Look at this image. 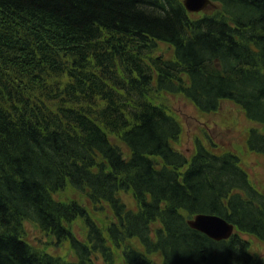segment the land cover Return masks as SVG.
Returning a JSON list of instances; mask_svg holds the SVG:
<instances>
[{
	"label": "trees",
	"instance_id": "16d2710c",
	"mask_svg": "<svg viewBox=\"0 0 264 264\" xmlns=\"http://www.w3.org/2000/svg\"><path fill=\"white\" fill-rule=\"evenodd\" d=\"M212 1L0 0V264H264L240 234L264 241V192L236 152L175 146L169 94L264 124V0ZM247 142L264 154V131ZM198 212L236 233L190 227ZM25 219L76 258L28 243Z\"/></svg>",
	"mask_w": 264,
	"mask_h": 264
},
{
	"label": "rangeland",
	"instance_id": "374dc122",
	"mask_svg": "<svg viewBox=\"0 0 264 264\" xmlns=\"http://www.w3.org/2000/svg\"><path fill=\"white\" fill-rule=\"evenodd\" d=\"M171 50L172 46L169 44L160 43V52L164 53V55L169 56ZM168 101L170 110L174 111L178 116H182L185 121L181 141L177 142L178 147L188 151L189 148L193 147L196 137H202L207 142H210L212 138L215 143L211 142L216 146V150L230 149L240 154L242 164L249 172L251 181L259 190L264 191V156L251 152L246 144L247 129L254 124L245 117L243 112L233 102L225 101L219 112L203 114L201 116L193 104L181 94H175L173 96L169 94ZM198 118L199 120H197ZM117 143L121 144L120 141H117ZM74 192L73 189H69L63 194L64 197H55L64 200L69 197H74ZM124 197L130 206L135 207L134 200L129 195H124ZM90 209L95 211L93 206H90ZM108 214L111 213L97 214L96 217L99 220L106 219L109 221L112 215ZM71 227L77 235H83L84 226L82 222L74 224ZM240 234H243L244 238L249 240L253 252L264 256V241L259 240L253 235ZM24 237L37 248L46 249L52 253L56 252L58 253L57 255L65 258L72 255L67 243L56 246L51 237L44 234L40 228L31 222L25 223ZM154 259L158 263L160 262L158 255H155ZM118 264L122 263L119 262Z\"/></svg>",
	"mask_w": 264,
	"mask_h": 264
},
{
	"label": "water",
	"instance_id": "95a60500",
	"mask_svg": "<svg viewBox=\"0 0 264 264\" xmlns=\"http://www.w3.org/2000/svg\"><path fill=\"white\" fill-rule=\"evenodd\" d=\"M185 2L190 9H200L210 3V0H185ZM188 222L192 227L205 232L215 239L229 237L234 228L233 224L214 214L200 213Z\"/></svg>",
	"mask_w": 264,
	"mask_h": 264
}]
</instances>
